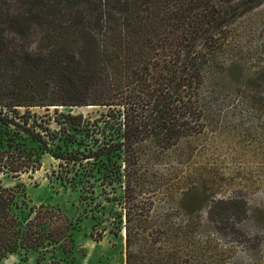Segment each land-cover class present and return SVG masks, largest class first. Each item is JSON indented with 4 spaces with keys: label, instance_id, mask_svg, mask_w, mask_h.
<instances>
[{
    "label": "trees",
    "instance_id": "16d2710c",
    "mask_svg": "<svg viewBox=\"0 0 264 264\" xmlns=\"http://www.w3.org/2000/svg\"><path fill=\"white\" fill-rule=\"evenodd\" d=\"M263 2L0 0V109L104 107L83 124L91 139L66 158L74 169L66 177L79 186L82 200L95 205L100 184L116 193L125 264H201L209 240L200 242L194 232L207 227L197 221L204 201L211 200L209 213L215 207L223 213L230 204L233 214L234 207L248 213L236 199H210L205 174L192 159L211 109L233 94L249 98L257 84L259 71L242 60L239 29ZM65 116L83 120L81 114ZM0 121L42 140L8 112L0 110ZM103 155L116 157L104 183L96 175ZM173 156L186 168L159 166ZM22 162L20 154L0 150L1 173L16 176ZM22 192L20 183L5 186L0 178V260L36 251L38 262L49 257L47 264H61L55 249L72 250L75 222L44 203L24 213ZM172 213L186 217L175 222ZM232 213L227 218L235 219Z\"/></svg>",
    "mask_w": 264,
    "mask_h": 264
},
{
    "label": "rangeland",
    "instance_id": "374dc122",
    "mask_svg": "<svg viewBox=\"0 0 264 264\" xmlns=\"http://www.w3.org/2000/svg\"><path fill=\"white\" fill-rule=\"evenodd\" d=\"M240 22L239 31L244 41L242 60L252 71H259L257 84L249 98L233 94L211 109L207 129L194 144L196 155L192 163L200 167L197 173L205 174L210 199H236L245 203L248 213L245 216L240 208L234 207L233 214L229 209L233 204L224 208L227 210L223 213H218L221 207L209 213L211 200L204 201L197 221L206 223L207 227L205 230L198 227L194 232L200 242L209 240L201 251V264H264V2ZM0 110L42 137L36 140L23 129L0 121V150L20 154L24 165L13 174L16 176L0 172L2 184L13 187L20 183L23 192L18 198L23 202L24 213L31 206L44 203L59 208L75 222L72 250L64 253L57 247L55 258L61 264H125V232L117 227V213L121 208L117 200L112 199L116 193L100 184L95 205L82 200L79 186L72 187L66 177L74 172L66 167V158L84 150L86 141L91 139V132L83 124L98 117L104 107L18 105ZM66 114H81L83 120L79 124ZM115 158L114 155L101 156L102 163L96 172L99 182L105 179ZM167 164L186 168V163L174 156L159 166L163 168ZM157 206L169 212L170 207L162 201ZM230 213L235 219L227 218ZM185 217L183 213L171 215L175 222ZM220 217L223 219L216 226ZM103 227V237L96 241ZM37 259L36 251H29L26 256L20 252L8 255L0 264H47L50 261L49 257L39 262Z\"/></svg>",
    "mask_w": 264,
    "mask_h": 264
}]
</instances>
